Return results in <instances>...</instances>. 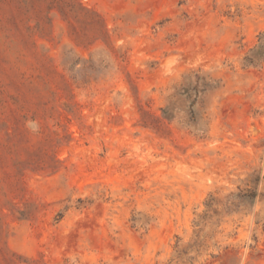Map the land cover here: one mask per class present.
<instances>
[{"label":"rangeland","instance_id":"obj_1","mask_svg":"<svg viewBox=\"0 0 264 264\" xmlns=\"http://www.w3.org/2000/svg\"><path fill=\"white\" fill-rule=\"evenodd\" d=\"M0 264H264V0H0Z\"/></svg>","mask_w":264,"mask_h":264}]
</instances>
